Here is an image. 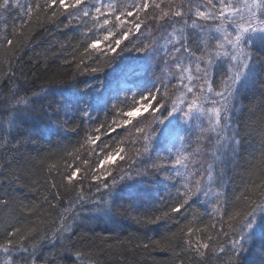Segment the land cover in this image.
Here are the masks:
<instances>
[{"label": "snow or ice", "instance_id": "6c2138e0", "mask_svg": "<svg viewBox=\"0 0 264 264\" xmlns=\"http://www.w3.org/2000/svg\"><path fill=\"white\" fill-rule=\"evenodd\" d=\"M46 23L82 29L63 64L71 81H93L70 96L55 81L60 100L52 87L33 90L25 71L33 26ZM246 108L261 113L264 145V0H0V264L156 251L169 254L163 264H264V169L239 192L227 187L253 127H241ZM51 125L86 126L59 160L39 155ZM37 171L46 193L26 203ZM197 202L211 207L210 226L189 219ZM118 216L137 226L118 251L85 243L81 230ZM155 228L165 234L150 236Z\"/></svg>", "mask_w": 264, "mask_h": 264}, {"label": "trees", "instance_id": "16d2710c", "mask_svg": "<svg viewBox=\"0 0 264 264\" xmlns=\"http://www.w3.org/2000/svg\"><path fill=\"white\" fill-rule=\"evenodd\" d=\"M34 3L35 0H32ZM63 21V17H61ZM82 29L75 28L65 29L62 23H46L43 27L38 24L33 26V41L29 46V50L24 55L25 71L33 84V90L37 87L44 86L46 88L52 87L55 90V99L60 100V91L57 90L55 81L64 80L66 83L59 85L58 89H62L65 96H70L73 91L81 88L85 83L93 82L91 77L84 76L78 77L77 80L71 81V69L63 64L65 58L71 59V53L73 48L78 46V42L83 40L81 35ZM82 50V49H81ZM126 56L128 54H125ZM132 55H135L134 53ZM116 67V65H114ZM106 71H108L106 69ZM101 79H107V75L103 73L97 74ZM258 97V93H257ZM256 101L253 100V103ZM247 104L248 101H245ZM63 115V114H62ZM97 114L94 113L95 117ZM100 120L105 119L103 112L99 113ZM261 113L255 111L254 114L249 113L248 109H245L244 116L241 119V127H244L245 122L252 124L253 127L249 128L250 134L243 135V143L239 149V156L236 159V168L230 172L229 175L233 177V182L227 187L229 192H239L242 190L245 183L251 184L252 179H257L261 169H264V145H262L261 137L259 134V121ZM109 119L111 117H108ZM99 121H95L91 126L95 125ZM75 124V121L69 120L66 127H71ZM86 126L81 125L79 128V135L72 133H64L63 129H57L55 125H51L49 128L44 129L40 135L38 141V147L40 149L39 155L44 157L50 155L51 160H59L65 151H71L73 146H78L80 136L85 133ZM119 137H117L118 139ZM107 139V138H105ZM31 150V146H29ZM35 156L36 152H32ZM118 159L113 161V165L118 163ZM61 163L63 161L61 160ZM252 169L256 172L255 177H249L248 171ZM45 172L37 171L36 178L39 179L40 187L38 191H32L30 188H24L20 196L24 202L28 203L36 201L37 203L43 200V196L46 193L44 180L46 177ZM3 180V177H0ZM132 183V182H128ZM160 188V194L164 195L162 186ZM174 194V192H173ZM203 199V197H201ZM118 204L125 203L126 201H117ZM212 209L209 205L200 204L197 202L196 205L192 206L189 211V219L193 216L199 218L197 226L204 227L205 225H211L214 221L210 220L209 216L204 214L205 212L211 213ZM4 218V214L0 213V221ZM35 219V218H33ZM219 218L217 217V220ZM202 221V223L200 222ZM172 231L176 230V226H172ZM136 225L131 220L117 217L115 222L99 221L90 223L86 229L81 230L87 237L85 243H92L96 246V250L107 249L108 245H114V251L119 250V240L125 239L129 233L136 232ZM219 227V224H217ZM3 224L0 223V230H2ZM90 229V231H89ZM162 228H155L149 235L155 238H159L164 235ZM169 258V254L156 251L149 256L144 252L131 253L128 255H105L100 256V264H129V261L134 260L135 264H152L153 260L159 261L163 264ZM259 259L258 257H254Z\"/></svg>", "mask_w": 264, "mask_h": 264}, {"label": "bare ground", "instance_id": "6f19581e", "mask_svg": "<svg viewBox=\"0 0 264 264\" xmlns=\"http://www.w3.org/2000/svg\"><path fill=\"white\" fill-rule=\"evenodd\" d=\"M40 87H41V86H40ZM39 89H40V88H39V87H37L35 90H37V91H38Z\"/></svg>", "mask_w": 264, "mask_h": 264}]
</instances>
